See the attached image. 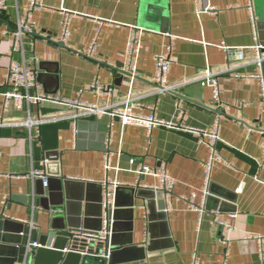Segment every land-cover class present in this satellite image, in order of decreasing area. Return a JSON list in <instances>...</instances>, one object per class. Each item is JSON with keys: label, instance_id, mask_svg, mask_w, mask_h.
I'll return each instance as SVG.
<instances>
[{"label": "crops", "instance_id": "1", "mask_svg": "<svg viewBox=\"0 0 264 264\" xmlns=\"http://www.w3.org/2000/svg\"><path fill=\"white\" fill-rule=\"evenodd\" d=\"M29 2L6 0L0 11V117L26 120L29 114L37 119L72 111L52 103L5 111L8 67L17 60L33 70L41 93L127 105L176 127L148 130L108 115L82 117L76 124L62 118L32 128L0 127L2 233L22 237L20 243L0 242V264H29L27 245L48 231L50 215L40 203L44 184L30 175L40 169H47L48 177L60 171V177L72 179L62 183L64 212L91 228L100 212L106 214L111 182L120 183L116 241L121 243L111 250L113 258L91 256L89 264H192L195 256L201 264H264V241L255 238L264 236V133L258 130L264 129V104L260 80L252 76H264V63L260 69L253 49L260 45L264 51V0H253L254 19L250 0H203L213 12H200L198 0H44L33 18L37 35L24 36L23 57L14 50V33ZM65 24L69 35L63 41ZM159 55L171 59L173 83L232 66L231 74L217 77L220 100L201 79L177 92L156 93ZM96 84L113 94L92 90ZM185 127H217L222 160L212 165L207 196L210 146ZM141 165L172 176V190L162 189L153 174H139ZM218 211L229 227L218 224L213 215Z\"/></svg>", "mask_w": 264, "mask_h": 264}, {"label": "built area", "instance_id": "2", "mask_svg": "<svg viewBox=\"0 0 264 264\" xmlns=\"http://www.w3.org/2000/svg\"><path fill=\"white\" fill-rule=\"evenodd\" d=\"M202 7L199 10L200 12H213L214 8L207 4H204L203 0H198ZM6 0H0V11L5 8ZM29 7L25 11V14L20 17L18 21V28L16 29L14 33V50L17 52H20L22 56L24 57L25 49H24V36L25 34L32 33L35 31L34 29V14L36 11L41 10L44 7V0H30ZM249 10L250 14H252V18L254 19V6H253V0H250L249 4ZM4 34H8L7 31L4 32ZM69 35V31L67 29L66 24L63 26V32L61 34V40H65ZM135 39L131 38L130 45H129V51L133 55L136 51L135 47ZM253 49L258 53V58L256 59L258 66L260 69H262L263 63H264V51L261 49L260 45H256L253 47ZM156 64V70H155V76H154V90L156 93H166V92H177L181 86L185 83H190L193 80L201 79L202 85H208L214 88V100L219 101L220 100V92L218 88V80L217 77L221 75L222 73L231 74L233 67L232 66H225L221 69H219L216 72L208 71L207 73L203 74V76H200V78H187L183 79L180 82H170L169 81V70L171 66V59L166 55H159L155 59ZM130 68L133 69L132 71V77H136L137 73L135 72V66L133 63H130ZM8 86L9 89L3 92L5 101H4V110L7 111L10 109L11 106H13L17 110H22L26 104L39 106L41 104L45 103H52L56 105H64L72 109V111L64 115L62 117L60 116H45V118H37L34 119L31 114H29L28 118L25 120L23 118H15L10 120H5V118L0 117V127L3 126H16V127H27L32 128L36 125H41L42 123H45L46 121H58L62 120V118H71L74 122V124L77 123V121L82 117H91V116H105L108 115L112 119L115 117H119L121 122L125 125H140L143 127H146L148 130L152 129L156 126H170V127H176V125L172 124L171 122H165L159 118L156 117V115L151 112L149 114H139L136 113L133 108L125 106H99L92 103H89L87 101L81 100V99H70V98H64V97H58L54 96L48 93H41L40 90V84L37 80V76L34 74L33 70H31L27 64L19 62L17 60H12L8 67ZM236 76L244 77L245 75L237 73ZM260 80V84L262 87V102L264 104V76L261 74H254L252 75ZM92 90L97 91L99 94H113L112 88H105L102 85H93ZM33 91V92H32ZM177 106H180V103L177 101ZM186 129L192 131L195 133L201 142H205L210 146V155H209V161L206 164V181H205V188L204 193L205 196L209 195V185L211 182L210 178V171L212 169V165L214 161H220L222 160L221 155L217 151V143L219 142V135L217 131V127L213 130H205V129H196L191 127H185ZM254 128L250 127L249 131H252ZM262 133H264L263 128H259ZM45 165L49 162V158L46 157L44 159ZM106 167L109 169L110 166L106 165ZM139 174L143 175H151L157 176L161 179L162 189L169 191L172 190L175 181L165 172L164 170H155L153 168H149L146 165H141L138 169ZM0 171V176H1ZM30 175L34 178H39L43 181L44 187H47L49 183V175L47 172V169H40L35 170L30 173ZM21 176V175H19ZM120 183L118 181H112L110 184V188L106 191V199L104 201L105 207H107L108 204H111L112 200L110 197L112 196L113 192L112 190L116 189ZM109 188V187H108ZM159 188V187H158ZM160 189V188H159ZM190 205L192 207H196L194 201H189ZM197 208V207H196ZM203 214L204 211L200 210ZM213 215L215 216L216 221L220 225H224L229 227V222L220 219V212H213ZM231 217H236V214H232ZM112 222L113 220L107 216V213L104 215L101 228L99 231H86V229L83 227L80 228V231L82 232L80 237H87L89 241H95V242H105L108 239H110V236L112 235ZM258 239L260 243L264 241V236H257L255 237ZM41 246L39 242L33 241L27 245V249L31 250L32 247H39ZM110 251H104L102 255L106 258L110 256ZM192 264H201L198 257H194ZM226 264V263H225Z\"/></svg>", "mask_w": 264, "mask_h": 264}, {"label": "water", "instance_id": "3", "mask_svg": "<svg viewBox=\"0 0 264 264\" xmlns=\"http://www.w3.org/2000/svg\"><path fill=\"white\" fill-rule=\"evenodd\" d=\"M33 35H37L33 32ZM64 45V42H60ZM56 176L49 177L47 187H44L41 192V206L46 214L50 215L49 226L47 233L40 236L39 243L41 246L32 247L27 254L29 264H89L91 256H101L104 251H110L116 248L121 242L116 241L117 237V213H118V198L117 194L119 186L115 190L114 202L108 204L106 207L107 216L112 222V235L110 239L105 242L89 241L87 237L81 238L80 228L84 227L86 231H99L101 228L104 213L100 212V219L98 225L94 228L89 227L88 223L79 218L70 217L68 211H65V198L67 194L63 191L62 183L70 182L72 179L67 177H60V171H57ZM42 181V180H41ZM56 182L58 186H54ZM60 183V184H59ZM133 193L135 189L133 190ZM168 193V192H166ZM138 195H142L140 190H137ZM101 201V199H100ZM150 202V201H149ZM101 203V202H100ZM135 197L130 207H134ZM132 210V209H131ZM4 228V221L0 218V242H22V237L17 236L13 238L5 233H2ZM128 243H132L129 240ZM18 249V247H17ZM114 252L110 254L113 258ZM16 260H14L15 262ZM104 261V259H103Z\"/></svg>", "mask_w": 264, "mask_h": 264}]
</instances>
